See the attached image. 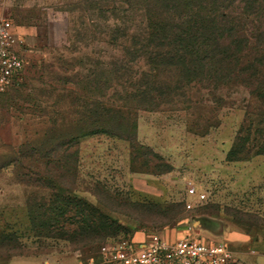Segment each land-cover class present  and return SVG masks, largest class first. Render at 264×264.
I'll list each match as a JSON object with an SVG mask.
<instances>
[{
  "label": "rangeland",
  "instance_id": "1",
  "mask_svg": "<svg viewBox=\"0 0 264 264\" xmlns=\"http://www.w3.org/2000/svg\"><path fill=\"white\" fill-rule=\"evenodd\" d=\"M186 1L0 0V18L24 39L22 87L0 93V264L78 255L46 236L56 211L65 229L74 228L67 216L100 213L155 232L210 215L214 229L234 226L249 240L196 238L226 244L230 264H264V150L227 159L231 146L246 154L264 136V0ZM141 8L214 24L197 48L170 50L171 37L149 41L138 30ZM96 111L104 131L82 135ZM146 174L170 187L160 206L136 202L132 183L141 187L135 179ZM189 180L206 194L192 209L176 200ZM51 188L84 204L57 200Z\"/></svg>",
  "mask_w": 264,
  "mask_h": 264
},
{
  "label": "trees",
  "instance_id": "2",
  "mask_svg": "<svg viewBox=\"0 0 264 264\" xmlns=\"http://www.w3.org/2000/svg\"><path fill=\"white\" fill-rule=\"evenodd\" d=\"M142 1L144 2V4L145 3L147 4V2L151 0H142ZM188 4H189V0L186 1L185 3L186 9L187 8L189 9ZM138 11L140 12L142 16H144L142 24L140 23L141 27L138 29L140 30V32H142L143 37L148 38L149 41H158V42L164 41L165 39L171 37V40H173V43L169 42L167 44H164L166 45L167 49H170V50L171 49L180 50V44L182 45V43L183 44L185 43V45L187 44V46L191 47L187 49V52H190V49H192L193 47L194 49L197 48L199 46L197 44L198 37L200 35L202 36V34L204 33L210 32L211 27L209 24H212L214 22L213 17H206V16H202L198 14H188L186 12L187 13L185 14L186 16L183 18L181 15H179L178 17L180 21L178 23H175L174 18H170V16H166L165 18L160 20V18H157V16H154V15L149 16L150 14L147 15L148 10H143L141 8ZM138 27L139 25L137 26V28ZM129 31L133 32L134 33L133 35L139 34V31L137 30L135 32L132 29ZM194 33H197L198 36H194ZM195 41H196V44H194ZM218 45H220V43H218ZM182 47L183 49L186 50L185 48L186 46L182 45ZM150 59L151 60L149 61L153 60L152 57ZM253 60L259 61L260 59H258L257 57H253ZM233 62L235 66L241 63L239 62V58H233ZM237 70L238 72L236 74H239L242 71L241 68H238ZM21 74L22 73H20L15 78L12 86L5 92H8V91L17 92L20 89V87H22V83H20V80H19L22 77ZM90 74L87 75V78L90 76ZM236 74H233V76L236 77L235 76ZM255 80L256 82H258L259 79L255 78ZM90 81L91 83L87 81V83L82 86L83 93L81 94V96L87 97L86 96L87 90L90 91L89 89L94 86V85L92 86V82L94 80H90ZM5 92H2V93H5ZM258 95H260V92H258ZM97 105L100 106L102 104L98 103ZM92 114L93 115L91 119L93 120V123L95 124L94 126L95 129L94 127L92 129L87 128V130L82 132V135L94 134L97 132L104 131V130L97 129L98 127L97 123H98V118L100 117V113L96 111V112H93ZM259 139H261L260 143L256 144L254 149H249L248 152H246V154L238 153V151L235 150L234 145L231 146V148L227 152V159L229 161H239V160L248 159L249 157L253 155L261 154L264 150V136H261V132H260ZM50 191H51L50 196L53 198L55 197V199H57L58 197L59 200L64 199L65 201H69L72 204H75V203L77 204L81 202L82 204H84L83 201L79 199L77 196L69 195V196L64 197L62 196L61 193L57 194V192H55L53 188H51ZM144 204H148V202H145ZM150 204L159 205V206L161 205L160 202L159 203L151 202ZM53 216H54L53 218H55V221L54 223H50L49 225H47L51 228L50 230L51 232L49 235H46V236H49L56 240H62V241L71 243L74 247L73 249L74 251L72 252L75 253L76 251L77 253H79L77 256H78V259L81 261V264H84V261H85V259L81 257V254H80L81 252L87 251L88 255L86 258L95 259V262H97L98 264V260H99L98 251H99L100 246L103 243L110 241V240H117L120 238H131L134 232L140 229V226H138V228H134L133 226L129 224H124L122 222H119L118 219L111 218L108 215H103L100 213H97V214L88 213L87 215L76 216V218L67 216V218L65 219L69 220L71 218V225H74V228L65 229L64 224H61V221L59 220L65 216V213L63 212L59 213L58 211H56L54 212ZM145 229H147V232L153 231L150 228H145ZM111 231L112 233H109ZM101 241L102 243L99 245Z\"/></svg>",
  "mask_w": 264,
  "mask_h": 264
},
{
  "label": "built area",
  "instance_id": "3",
  "mask_svg": "<svg viewBox=\"0 0 264 264\" xmlns=\"http://www.w3.org/2000/svg\"><path fill=\"white\" fill-rule=\"evenodd\" d=\"M24 39L8 18H0V93L7 91L22 72ZM185 193L198 202L206 198L193 181L186 182ZM192 202L185 207L191 209ZM98 264H230L232 251L222 242H205L185 236L168 240L159 232L146 233L142 241L120 238L103 243L98 251Z\"/></svg>",
  "mask_w": 264,
  "mask_h": 264
},
{
  "label": "crops",
  "instance_id": "4",
  "mask_svg": "<svg viewBox=\"0 0 264 264\" xmlns=\"http://www.w3.org/2000/svg\"><path fill=\"white\" fill-rule=\"evenodd\" d=\"M132 180H134L132 178ZM141 183V187H138L137 184H133V193L135 194L136 201L138 202H157L161 203L163 198H167L170 195V187L168 184H163L160 182L157 177L154 175L146 174L144 177L140 178L137 176V179ZM181 198L177 197V201L192 202L198 204L199 202L193 196H187L185 193V198L180 200ZM131 201H135L132 200ZM194 206L192 208H194ZM191 208V209H192ZM202 218L200 215L192 217L190 221L184 220L181 223L173 224L166 226L164 228L158 229L159 233L163 235L166 239L172 241L177 238L191 236L195 237L200 233H210L214 234V236H222L226 241L230 243L237 242H245L249 240V236L245 234L242 230L235 228L234 226H226L220 229V231L213 228L211 223H213L210 215H204ZM212 217V216H211ZM211 219V220H210ZM147 227H141L137 231L134 232L131 237L134 241H142L147 233ZM256 240L258 238L256 237ZM260 240L257 242V245H260ZM18 264H81V261L78 259V256L75 254L64 255L62 258H56L54 261L49 260L43 263H18Z\"/></svg>",
  "mask_w": 264,
  "mask_h": 264
}]
</instances>
